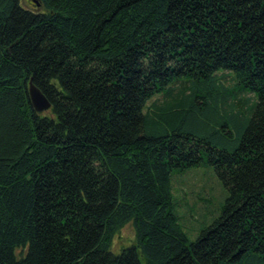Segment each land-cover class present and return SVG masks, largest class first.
Wrapping results in <instances>:
<instances>
[{"label":"trees","instance_id":"obj_1","mask_svg":"<svg viewBox=\"0 0 264 264\" xmlns=\"http://www.w3.org/2000/svg\"><path fill=\"white\" fill-rule=\"evenodd\" d=\"M36 1L0 0V264H264V0ZM201 164L225 197L190 239Z\"/></svg>","mask_w":264,"mask_h":264},{"label":"rangeland","instance_id":"obj_2","mask_svg":"<svg viewBox=\"0 0 264 264\" xmlns=\"http://www.w3.org/2000/svg\"><path fill=\"white\" fill-rule=\"evenodd\" d=\"M24 7L37 9L34 0H21ZM228 85V82H224ZM174 212L190 239L198 230L209 224L219 214L225 189L211 166L201 164L172 177ZM135 243L131 223L123 226L113 237L110 250L118 253L121 248Z\"/></svg>","mask_w":264,"mask_h":264},{"label":"water","instance_id":"obj_3","mask_svg":"<svg viewBox=\"0 0 264 264\" xmlns=\"http://www.w3.org/2000/svg\"><path fill=\"white\" fill-rule=\"evenodd\" d=\"M37 4V1L34 0ZM28 97L33 109L38 112H45L50 109V102L47 97L32 83L30 79L28 81Z\"/></svg>","mask_w":264,"mask_h":264}]
</instances>
